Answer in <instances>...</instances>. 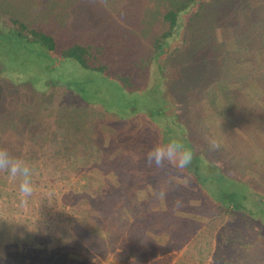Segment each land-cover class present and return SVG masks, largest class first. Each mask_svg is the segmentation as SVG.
<instances>
[{"label":"trees","instance_id":"1","mask_svg":"<svg viewBox=\"0 0 264 264\" xmlns=\"http://www.w3.org/2000/svg\"><path fill=\"white\" fill-rule=\"evenodd\" d=\"M98 2L97 0L93 5V12L86 13L87 15L84 16L85 25L84 23L81 25L82 28L85 26V29L78 31L83 32V41L76 38L75 31L71 27L55 30L52 35L45 31L27 29L23 23L14 19L12 14L6 15V17L7 21L15 27L12 29L19 37L26 36L29 40L40 42L49 50L57 52L61 57L75 59L85 69L99 71L110 78L117 79L122 82L125 89L143 88L150 73H156L168 94L175 100V104L176 97L167 87L172 82L175 66L183 63L184 57L189 53L195 54L197 59H200L199 54L206 58L215 53L219 54L222 61L220 69H223L225 78L214 84L211 94L204 100L205 106L209 108L205 113H210L214 119L223 121L221 126L225 130L227 142L231 143L229 146L246 160V164L241 167L244 174L243 180L237 181L228 177L209 159L208 150L205 149L213 147L209 135H204L198 141L190 140L188 127L179 118L176 107H174V118L185 130L183 135L185 145L193 153L192 160L199 157L201 161L199 165H194L192 161L189 168L183 171L167 166L176 173L179 179L185 181L186 185L193 186L195 190L189 189V194L196 196L198 194L206 211L211 210V215L203 223L200 232L196 234L197 238L194 234L195 228L189 230L191 225L187 221V215L190 214V211H194L196 206L187 201H168L170 198L165 195L167 185L164 177L158 170H155V166H149L147 162V152L161 142L160 131L164 130L163 127L159 128L152 124L147 118L148 123H151L156 129V138H150L149 133L142 138L139 135L128 136L126 133H120L122 126L117 128L116 124L118 123L114 122L112 124L114 127L116 126L115 132L111 136L114 140L110 142L112 138L108 141L106 137L105 149L103 145H97L93 155L90 151L91 146L93 147L92 139L88 142V146H84L82 139L73 142L76 137L72 138L70 132L77 131L79 133L81 130H85V121L77 117L75 112L65 113L64 116L57 119L62 129L58 135L61 137H58L55 136L57 134L52 129V131L50 130L47 121L33 115L34 113L28 118H24L17 115L18 112L11 110L9 116L17 115L14 121L8 124L15 139L11 136H3L0 138V149H4L2 139L16 141L18 150L15 157H19L25 155L21 149L29 146L34 148L36 144L50 138L55 147L53 148V160L59 158L64 162H58V168L54 167L53 169L54 173H61L60 176L64 180L69 178L67 173L70 175L80 173L81 179L85 180V184L80 185L84 195L82 193L83 196L75 200L64 201L61 209L68 208L65 215L70 216V209H73L71 207L77 204L76 214L78 216L87 213V218L92 221L93 229L86 233L84 230L80 231V235L83 236L78 238L87 245L90 244L91 248L99 247L102 250L100 246L105 244L106 240L119 237V247L117 248L119 249L118 262L120 264L131 263V259L137 260L136 252L142 253L141 260L146 257L140 264H145L149 259L147 252L156 256L160 251L164 252L169 248L177 250L185 245L187 251H194L197 248V252H199L200 247H196V242L199 245L204 244L203 247L206 246V250H208L211 242L215 239L223 243L217 253L222 257L223 262H225V258L222 254L227 253L226 250L231 252L232 248L238 250L245 248L248 253L251 252L249 260L253 264L257 260L260 262L261 253L259 256L254 255L255 253L250 250L252 246L247 241L244 231H247L246 226L251 222L261 228L264 227L260 225L259 219H254L240 204L246 198V193L242 189L250 186L256 190L252 191L259 197L253 200L255 205L264 206V187L259 185L261 181L264 183V0H157L155 4L160 6L154 15L151 14L157 23L153 32H145L143 22L136 24L134 22L132 26L126 23V14L132 13L135 17L139 14L138 11L141 10V7H127L128 4H126L127 6L117 8L116 5L99 4ZM142 9V15L146 17L147 14L149 16L152 7L149 10ZM0 15L2 14L0 13ZM140 21H143L142 17ZM143 43H148L150 57L144 54L143 59L148 60L146 71L136 73L138 67L143 65L139 63L141 65L138 66L137 60L134 62V57H136V50L141 45L143 46ZM219 49L223 51L219 52ZM137 74H139V79L132 80ZM143 79L144 81H142ZM227 79L228 81H226ZM253 85L254 89L250 88L253 94L247 93L245 88ZM58 87L53 86V88ZM30 93L31 95L35 94L34 92ZM39 96L42 99L48 97L43 94ZM65 96L67 97L68 93H65ZM63 98L64 95L60 93L56 100L63 102L65 101ZM4 113V107L0 105V115ZM122 121L127 122L128 120L123 119ZM56 124L55 126L58 127ZM12 133H8V135ZM114 141L119 144L114 146ZM240 141H243L245 145V152L241 151L243 146L238 144ZM80 145H82L81 150L78 148ZM134 146L137 147L133 148ZM236 149L239 151L237 152ZM48 150H45L43 154L29 150L26 154L30 156L32 153L35 156H31L32 160H37L40 157L50 158L46 154ZM97 152L100 153L99 156ZM195 166H202V170L198 171V168L196 170ZM102 170H105L107 174ZM91 171L100 173L101 177L91 176L87 179L84 172ZM246 173H249V176L245 175ZM94 178L98 179L97 183H94ZM173 179L176 178H171L172 181ZM208 179L217 183L224 179L232 181L236 185L237 191L236 193L227 192V197L234 203L228 202L224 193H221L216 199L210 196L207 188L203 185V182ZM148 181L149 184H147ZM168 184L176 186L171 181H168ZM236 197L239 198L237 203H235ZM102 199L107 200L104 209H101V204H99ZM132 203L139 204L138 206H141L143 212L138 218L131 221L128 230L123 227V230L126 229L125 232L119 234L117 229L122 226L120 221L114 217L118 215V208ZM169 203H171V207L168 206ZM47 206V199H43L39 204L40 211L47 210ZM175 219L184 222L185 234L169 231V226ZM97 229L98 232H96ZM136 234L142 236L140 240H143V243L150 241L149 246H145L146 249H137L139 247H135L134 243H131V238ZM151 234L157 235V237L164 236L165 245L157 243ZM94 235L97 236L92 241ZM200 237L203 239V243L198 240ZM219 237L220 239H218ZM64 243V239H56V245L59 247L56 246L54 250L47 251L46 256L50 257L46 259V262L42 261L40 264H53V253L62 255L61 257L56 256L57 264L63 261V256H66L67 259V255L63 254L69 255L70 251H67V245H62ZM7 264L20 263L16 261V263L9 262ZM29 264L39 263L34 261ZM131 264H136V261Z\"/></svg>","mask_w":264,"mask_h":264},{"label":"rangeland","instance_id":"2","mask_svg":"<svg viewBox=\"0 0 264 264\" xmlns=\"http://www.w3.org/2000/svg\"><path fill=\"white\" fill-rule=\"evenodd\" d=\"M98 1L99 4L116 5L117 8L127 6L126 4H128L127 7H141V10L138 11L139 14L135 17L132 13L126 14V23L132 26L143 22L145 32H153L157 27V23L152 18V15L160 6L155 4L157 0ZM125 1L127 2L125 3ZM96 2L97 0H81L79 2L78 0H0V13L2 14L0 15V105L4 107L5 112L0 115V138L3 136L14 138V133H12V129L8 124L14 121L18 114L20 117L28 118L33 113V115L47 121L50 130L52 129L57 134L55 136H58L62 129L57 119L64 116L65 113L75 112L77 117L85 121V130H81L79 133L71 131V137H76L73 142L82 139L84 146H88V142L92 139L93 147L91 146L90 151L93 155L95 154V146L103 145L105 149L106 137L108 141L111 140L116 127L112 124L114 122L118 123L116 124L117 128L122 126L120 133H126L128 136L139 135L141 138L147 136L148 133L150 138L157 137L156 129L152 126L154 124L164 129L160 131L161 142L176 139L185 144L183 138L185 130L174 118V107H176V113L188 127L190 140L198 141L204 135H209L213 146L211 149L205 148L208 150L209 159L228 177L237 181L243 180L244 174L241 167L246 164V160L241 158L229 146L231 143L227 142L225 130L221 126L223 121L214 119L210 113H205V111L208 112L209 108L205 106L204 100L211 94L214 84L225 78L223 69H220L222 61L219 54H210L211 56L208 58L199 54L200 59H197L195 54L189 53L188 56L184 57L183 63L181 62L180 65L175 66L171 78L172 82L167 85L169 91L176 97L177 102L175 104V100L168 94L156 73H150L149 79L143 88L125 89L122 82L117 79L110 78L99 71L85 69L75 59L61 57L57 52L49 50L40 42L29 40L26 36L19 37L12 29L15 27L7 21L6 17V15L12 14L14 19L23 23L27 29L45 31L52 35L55 30L71 27L75 31L76 38L82 40L84 34L78 31L85 29L84 16L87 15L86 13L93 12V5ZM142 8L151 10L149 16L148 14L146 17L142 15ZM141 17L143 21H140ZM82 23H84L83 28ZM93 28L92 30H94ZM148 50V43H143V46L141 45L136 50L134 62L137 60L138 66L143 65L138 67L136 73L146 71L148 60L143 58L144 54L150 57ZM218 51L223 50L219 49ZM139 63L141 64L139 65ZM138 77L139 74L132 80L137 81ZM53 86L59 87L53 88ZM250 88L253 90L254 85L246 87L245 91L253 94ZM30 92L35 94L31 95ZM57 93L64 95L63 99L65 101L59 102V100H56ZM65 93H68L67 97ZM42 94L48 97L42 99L39 96ZM11 110L18 112L17 115L9 116ZM146 118L152 124H149ZM123 119L128 121H122ZM117 128L116 132L118 133ZM8 133L12 134L8 135ZM113 140L112 138L110 142ZM2 141V147L7 149L13 156H16L17 142L9 139H2ZM113 144L116 146L119 143L114 141ZM238 144H242L241 151L245 152L243 141L238 142ZM35 146L34 148L29 146L21 149V152L25 155L17 157L28 162L33 169L32 182L34 190L30 197L25 198L19 192V180H14L0 171V264L16 263V261L20 264H29L34 261L39 264L42 261L46 262V259L50 257L46 256V252L55 249L57 246L56 239L58 238L64 239L65 243L62 245H67V251H70L69 255L63 254L67 255V259L66 256H63V261L59 264H120L118 262L119 249L117 248L119 247V237L106 240V243L100 246L102 250L99 247L91 248L90 244L87 245L78 238L83 236L80 235V231L84 230V233H86V231L90 232L93 229L92 221L87 218V213L78 216L76 214L77 204L71 207L73 209H70V216L65 215V212L69 210L68 208L61 209L64 201L75 200L84 195L80 185L85 184V180L81 179V174L73 173L70 175L67 173L69 178L64 180L60 176L61 173H54L53 169L54 167L58 168V162H64L59 158L53 160V148L55 147L50 138ZM81 146H78L80 150L82 149ZM29 150H34L37 154H41V152L43 154L45 150H48L46 154L50 158L40 157L37 160H32V153L30 156L26 154ZM236 150L239 151V149ZM97 155L99 156L100 153L97 152ZM200 161L197 157L194 159L193 164L199 165ZM194 168L196 170L198 168V171L202 170V166H195ZM155 170H158L164 177L167 185L165 195L170 198L168 201H187L196 206L195 210L190 211V214L187 215V221L191 225L189 230L195 228L194 234L197 238L196 234L200 232L203 223L211 215V210L206 211L205 205L198 194L197 196L189 194L188 190H195V188L186 185L185 181L179 179L176 173L170 170L167 165L161 168L155 167ZM102 171L107 174L105 170ZM84 175L87 176V179L91 176L101 177L100 173L92 171L84 172ZM245 175L249 176V173ZM173 177L176 179L172 181L171 178ZM97 178H94V183L98 182ZM168 181L176 184V186H171L172 184H168ZM104 182L106 184V181ZM77 183L80 184L76 185ZM147 184H149V181ZM203 185L214 199L224 193L226 200L231 203L233 201L227 197V192L236 193L237 191L236 185L225 179L219 183L211 182L208 179L203 182ZM259 185L264 187L262 181L259 182ZM242 190L246 193V198L243 203L239 204L254 219H259L260 225L264 227V206L255 205L253 201L259 198L252 191L256 190L250 186ZM43 199H47L48 203L47 210L44 212L40 211L39 208V204L42 203ZM237 199L239 200L236 197L235 203L238 202ZM99 204H101V209H104L107 200L102 199ZM138 205L132 203L118 208V215H115L114 218L118 219L122 226V229L117 226L120 228L117 229L119 234L125 232L126 229L123 230V227L128 230L131 221L142 214L143 209L141 210V206ZM168 206L171 207V203ZM184 227L182 220L175 219L170 224L169 231L185 234ZM246 230L244 231L247 235L246 239L252 246L250 250L255 253L254 255L259 256L261 253L260 262L257 260L255 264H264V228L251 222L246 226ZM96 232H98V229ZM96 236L92 237V241L96 239ZM140 237L142 236L136 234L131 238V243H134L135 247L138 246L137 249H146L150 241L143 243ZM151 237L157 240V243L165 245L164 236L157 237V235L151 234ZM198 240L203 243L201 237ZM222 244V242L215 239L211 242L208 250H206V246L203 247L204 244L199 245L196 242V247H200L199 252H197V248L194 251H187L186 245L177 250L164 249V252L160 251L161 253L159 252L156 256H152L151 253L147 252L149 259L146 260L145 264H253L249 260L251 252L248 253L245 248L241 250L232 248L231 252L226 250L227 253L222 254L225 258V262H223L222 257L217 254ZM136 255L138 259H131V263L136 261V264H140L146 259L144 257L141 260L142 253L136 252ZM56 256L61 257L62 255L61 253H53V264H57L55 262Z\"/></svg>","mask_w":264,"mask_h":264},{"label":"clouds","instance_id":"3","mask_svg":"<svg viewBox=\"0 0 264 264\" xmlns=\"http://www.w3.org/2000/svg\"><path fill=\"white\" fill-rule=\"evenodd\" d=\"M146 159L149 166L161 168L168 165L183 171L191 165L193 153L183 142L168 139L154 145L147 152ZM0 171L14 180H19V192L25 198L32 195L33 169L28 162L13 156L7 149H0Z\"/></svg>","mask_w":264,"mask_h":264}]
</instances>
